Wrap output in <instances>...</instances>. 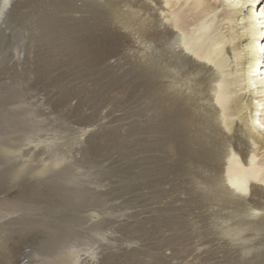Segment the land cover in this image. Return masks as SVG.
<instances>
[{
  "label": "bare ground",
  "instance_id": "obj_1",
  "mask_svg": "<svg viewBox=\"0 0 264 264\" xmlns=\"http://www.w3.org/2000/svg\"><path fill=\"white\" fill-rule=\"evenodd\" d=\"M151 3L145 0H0V82L18 78L23 61L31 57L38 62L36 58L42 54L48 56L53 73L65 74L74 57L87 54L88 48L91 53L90 47L95 45L103 56L113 55L112 58L127 64L137 76L144 75L139 78L141 82L135 78L138 84L129 86L132 90L123 88L127 97L120 91L125 98H117L115 106L119 121L137 118L149 132L145 156L149 173L160 171L170 190L187 188L186 196L192 193L179 199L182 209L179 216L196 219L206 235L221 241L222 264H264V0H214L212 4L210 0H151ZM220 7L225 11L218 20ZM64 42L72 43L74 48L70 50L69 44L61 46ZM173 42L178 51L172 48ZM36 51L41 52L36 55ZM57 54L59 57L55 58ZM126 79L131 82L130 78ZM52 90L51 93L56 91ZM126 106L128 109H124ZM64 112V106L57 110L59 118L52 121L57 122L54 129L41 132L37 140L20 136L21 142L11 147H4L1 142L5 135L0 122V158L3 156L10 165L5 175L0 172L5 180L16 185L24 180L32 183L45 174L66 170L72 136L88 135L90 131L85 129L95 126L74 131L68 127ZM99 123V131L112 137V130L106 129L112 122L102 118ZM120 125L123 126L119 124L115 128ZM15 130L18 129L14 133ZM25 130L28 129L21 132ZM91 131L89 134L96 132ZM116 138L120 141L124 137L116 135ZM244 143L247 147L241 146ZM185 208L189 210L183 213ZM94 218L92 215L89 220ZM106 229H94L87 235L108 242ZM217 250L216 247L207 253L211 251L215 256ZM77 253L60 257L58 264L78 263L76 259L81 256ZM83 255L95 254L89 251ZM25 258L29 259L28 264L37 263L33 259L34 249L23 253L15 264Z\"/></svg>",
  "mask_w": 264,
  "mask_h": 264
},
{
  "label": "rangeland",
  "instance_id": "obj_2",
  "mask_svg": "<svg viewBox=\"0 0 264 264\" xmlns=\"http://www.w3.org/2000/svg\"><path fill=\"white\" fill-rule=\"evenodd\" d=\"M145 2L152 5L151 0H145ZM212 3L214 0H210V4ZM224 11V7L218 9V20L221 19L220 15ZM222 31L224 32L225 29ZM67 40L71 41L70 38ZM66 43L64 42L61 46L69 44L70 50L74 48L72 43ZM95 46L90 47L92 51L94 50L93 53L92 51L90 53L88 48L87 54H78L79 57H74L72 59L74 63L67 67L65 74L64 72L53 73L52 66L47 62L48 56L42 54L36 58L38 62L33 61L31 57L26 58L22 67L19 68L21 72H19L18 78L14 79L15 81L9 82L10 80L5 78L3 82H0L1 130L5 137L8 135L6 138L1 136V139L4 140L1 141L3 145L5 144L4 147L15 146L26 137L37 140V136L41 132L54 129L57 122L53 123V120L59 118L57 110L63 106L65 107V116L67 114L69 128L80 131L87 126H95L86 128V132L89 130V133H93L91 131L93 129L98 131L97 134L94 132L97 135L96 138H94V134L89 133L84 136H80V134L72 136V150L67 171L45 174L46 176L44 175L36 182L33 180L31 183V179H29L30 183L24 180L27 184H24L23 181L17 185L9 183L3 174L7 173L6 169L9 170L10 165L3 156L0 158L2 160L0 161V172H3L0 177H5L4 179L0 178V196H3L0 197V264H15L21 259L23 253H28L31 249H34L33 259L37 262L36 264H58L60 257L72 252H78L77 254L81 256L80 260L76 259L78 263L73 262V264H85V262L86 264H207V262L211 264L221 262L222 264L224 254L221 253V250L223 252L221 241L217 242L211 236L206 235L203 232V225L196 219L192 221L190 217L179 216V213H182V209L179 208V199L182 198V195L188 197L192 193L189 192L186 196L187 188H183L185 192L182 189L180 191H178L179 189L170 190L169 186L164 184V176L160 171L151 174L145 166V156L148 154L149 145L147 134L149 132L136 121L137 118L119 121L120 115L115 106L117 98L124 100L125 96L122 93L125 94L129 89L132 90L129 86H136L138 82L142 81L139 78H144V75L139 74L140 77H138L139 75L137 76L135 71L131 72L127 68V64L123 63L124 68L121 64L122 61L116 60L115 57L112 58L113 55L103 56L98 52L97 45ZM172 48L176 51L179 50L174 42ZM36 52V55H39L41 51ZM58 57L57 54L55 58ZM33 64L35 65L33 66ZM121 66L126 71L121 72L123 70ZM132 73L134 74L131 78ZM11 75L12 73L7 76ZM126 77L130 78L133 84ZM135 78H138L137 83ZM8 84L12 85L9 87ZM52 88L56 91L51 93ZM123 88H126L125 92ZM51 98L55 100L51 101ZM59 98H61V102ZM11 105L12 108H7ZM17 107L18 110L20 108L22 110L18 111ZM124 109H128V106ZM1 117L6 118L2 119ZM102 118L104 121L112 122L106 128L112 130V137H108L97 128ZM17 119L21 121L18 122ZM135 121L136 125L133 126L132 123ZM119 124H123V126L115 128ZM17 125L20 129L16 127ZM15 128L20 132L27 128L30 132L25 130L18 134V130H15L16 133H14ZM35 131L37 132L35 133ZM23 132L24 134L29 133L24 137ZM116 135L124 138L118 141ZM7 138L11 139L6 141ZM137 144L138 147H136ZM246 145L245 143L241 144L242 147H247ZM135 147H140L141 151ZM67 173L69 174L67 175ZM63 175L65 178L62 177ZM64 179L65 182H63ZM162 186L166 187L163 189ZM8 187L10 188L5 189ZM160 198L161 200H159ZM187 209H183V213L189 210ZM168 211L174 216L172 217ZM92 215L95 218L89 220ZM189 218L192 222L189 221ZM98 228L106 229L105 236H109H107L108 242H101L88 236L92 230ZM82 236L85 237L82 238L83 240H81ZM80 240L84 241V244ZM166 240H169L168 244ZM95 242L98 247L100 246V249L95 245ZM209 242L212 244L210 245ZM90 246H95L98 250ZM215 246L219 252L217 250L215 256L211 254V251L208 254L207 251L214 250ZM89 251L96 256L83 255ZM208 257L211 258V262L207 260ZM212 258L215 261L212 262ZM28 263L29 259L25 258L19 264Z\"/></svg>",
  "mask_w": 264,
  "mask_h": 264
}]
</instances>
